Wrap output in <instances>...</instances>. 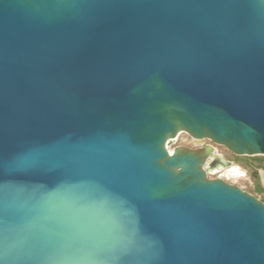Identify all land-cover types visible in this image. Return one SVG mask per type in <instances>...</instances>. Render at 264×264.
I'll return each instance as SVG.
<instances>
[{
  "label": "water",
  "instance_id": "1",
  "mask_svg": "<svg viewBox=\"0 0 264 264\" xmlns=\"http://www.w3.org/2000/svg\"><path fill=\"white\" fill-rule=\"evenodd\" d=\"M264 0H0V264H264Z\"/></svg>",
  "mask_w": 264,
  "mask_h": 264
},
{
  "label": "rangeland",
  "instance_id": "2",
  "mask_svg": "<svg viewBox=\"0 0 264 264\" xmlns=\"http://www.w3.org/2000/svg\"><path fill=\"white\" fill-rule=\"evenodd\" d=\"M170 150L178 146H185L190 149L201 148L207 143L204 141L199 142L188 136L187 134H180ZM216 154L223 159L230 161L241 170L239 176H227L224 171H215L209 177L212 179H224L226 182L233 186H238L243 191L254 195L258 200L264 203V156L263 157H241L233 155L228 149L224 147H216Z\"/></svg>",
  "mask_w": 264,
  "mask_h": 264
},
{
  "label": "built area",
  "instance_id": "3",
  "mask_svg": "<svg viewBox=\"0 0 264 264\" xmlns=\"http://www.w3.org/2000/svg\"><path fill=\"white\" fill-rule=\"evenodd\" d=\"M178 138H179V137H178ZM176 141H178V139H177ZM176 141H174V143H175ZM201 141H204V142L207 141V143H206L205 145H203L201 148L210 147V148H212V150H214V152L216 153V151H217V149H216L217 145H215L211 140H208V139H206V140H199V142H201ZM174 143H173V144H174Z\"/></svg>",
  "mask_w": 264,
  "mask_h": 264
},
{
  "label": "bare ground",
  "instance_id": "4",
  "mask_svg": "<svg viewBox=\"0 0 264 264\" xmlns=\"http://www.w3.org/2000/svg\"><path fill=\"white\" fill-rule=\"evenodd\" d=\"M241 170L237 167H235L234 170H228V171H224V174L227 175V176H239L241 175Z\"/></svg>",
  "mask_w": 264,
  "mask_h": 264
}]
</instances>
